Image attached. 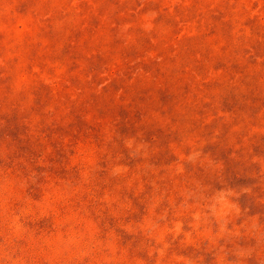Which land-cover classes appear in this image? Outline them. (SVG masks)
I'll return each mask as SVG.
<instances>
[{
    "label": "rangeland",
    "instance_id": "374dc122",
    "mask_svg": "<svg viewBox=\"0 0 264 264\" xmlns=\"http://www.w3.org/2000/svg\"><path fill=\"white\" fill-rule=\"evenodd\" d=\"M0 264H264V0H0Z\"/></svg>",
    "mask_w": 264,
    "mask_h": 264
},
{
    "label": "trees",
    "instance_id": "16d2710c",
    "mask_svg": "<svg viewBox=\"0 0 264 264\" xmlns=\"http://www.w3.org/2000/svg\"><path fill=\"white\" fill-rule=\"evenodd\" d=\"M75 123V117H74V115H73V121L71 122V123H68V125L69 124H74ZM67 125V124H66ZM82 127V126H81ZM81 127L79 126V132H80V134L79 135H83L84 134V126H83V129H81ZM86 134V133H85Z\"/></svg>",
    "mask_w": 264,
    "mask_h": 264
}]
</instances>
